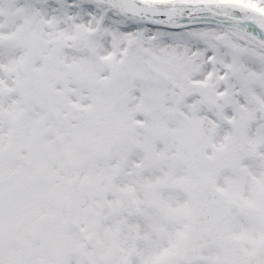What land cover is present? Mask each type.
Here are the masks:
<instances>
[{
    "label": "snow or ice",
    "instance_id": "1",
    "mask_svg": "<svg viewBox=\"0 0 264 264\" xmlns=\"http://www.w3.org/2000/svg\"><path fill=\"white\" fill-rule=\"evenodd\" d=\"M0 264H264V0H0Z\"/></svg>",
    "mask_w": 264,
    "mask_h": 264
}]
</instances>
